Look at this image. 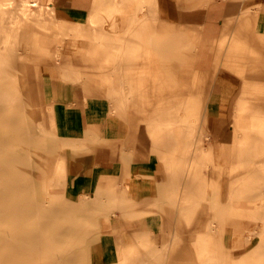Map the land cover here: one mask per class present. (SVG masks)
Returning a JSON list of instances; mask_svg holds the SVG:
<instances>
[{"label": "bare ground", "instance_id": "obj_1", "mask_svg": "<svg viewBox=\"0 0 264 264\" xmlns=\"http://www.w3.org/2000/svg\"><path fill=\"white\" fill-rule=\"evenodd\" d=\"M84 1L80 18L69 0H0V264H92L94 244L107 241L115 250L105 246L104 264H166L165 247L155 255L135 229L127 227L126 243L121 235L137 211L118 213L130 181L124 170L145 154L104 139L99 119L90 139L72 125L78 110L102 117L104 101L119 118L129 98L177 185L175 209L202 229L191 239L199 264H264V82L257 77L264 0ZM205 11L222 25L215 57L250 58L256 75L223 141L204 93L175 103L169 91L173 79L180 83L173 69L190 68L192 88L213 83V72L193 68ZM221 67L243 74L237 62ZM97 145L111 146L121 171H98L88 200L67 198L73 151ZM179 240L174 235L171 244Z\"/></svg>", "mask_w": 264, "mask_h": 264}, {"label": "crops", "instance_id": "obj_2", "mask_svg": "<svg viewBox=\"0 0 264 264\" xmlns=\"http://www.w3.org/2000/svg\"><path fill=\"white\" fill-rule=\"evenodd\" d=\"M68 6L72 15L83 18L88 4L84 0H69ZM201 24L203 25V33L200 52L195 57L193 68L202 73L213 72V83L208 89H203L199 85L192 88L191 69L184 67L180 70L173 69L172 75L175 78L176 73H178L180 83H176V79H173V87L169 91L173 95L172 101L175 103L177 100L186 103L191 101L193 95L201 97L204 93L206 95L205 105L212 110L209 116L210 120L220 124L216 132L218 138L222 141L228 140L231 135V125L234 123L235 109L240 100L250 101L248 84L255 79L256 75L250 72V58L243 57L233 61V59L226 58L225 54H221L218 58L215 57L214 53L222 29L221 22L214 23L212 20H207V11H205L201 18ZM231 28L229 26L228 31ZM224 61L237 62L242 67L243 74L239 75L235 71L236 69L229 70L221 67ZM215 63H217L216 67ZM258 65V80L264 82V52L258 58ZM124 89L128 91L129 86L124 85ZM178 95L182 98H178ZM124 103L125 108H127L125 114L116 119L108 115L106 101H104V114L102 117L92 112L87 115L85 111L78 110L72 119L74 129L78 130L80 135L87 139L92 136L90 132L94 128L95 119L101 120V134L104 139L120 140V147L125 151L128 150V143L130 142L147 157L143 160L135 159L125 167L124 172L130 175V181L126 186V200L118 213L123 218L129 213L130 207L136 208L137 211L135 217H131L125 225L121 224L126 227L121 230V235H123L125 243L128 242L129 237L126 234V229L131 227L136 230V236L140 240L143 249L147 241L150 242L147 251L151 250L150 252L155 255L159 248L165 247L167 249L164 258L166 264L168 261L172 264H199L194 256L191 240L197 233L202 231L197 224H193L195 228L191 225L192 221L196 222L197 218L187 217L186 214L184 215L183 212L175 209L174 195L177 185L167 178L166 168L161 158L163 154L161 155L155 151L149 137L150 133L146 132L145 126L142 124L143 117L137 113L134 114L130 110L133 105L138 103L137 99L129 98L124 100ZM111 155L112 148L108 145L74 150L70 165V174L73 179L66 188V197L74 201L80 199V197L88 200L89 195L94 194L93 192L96 189L94 176L98 171L103 170L109 173L113 170L116 172L121 171V168L114 167ZM220 187L222 192H225L228 188L227 181H222ZM188 219L191 222H187ZM204 219L205 217L200 218L202 222ZM231 219L229 218L227 221ZM180 224L183 226L182 228L178 227ZM226 226L229 229L224 234V238L229 239L233 236L230 231L232 225L228 222ZM185 227L188 229L187 232L184 230ZM174 235H177L180 240L172 245L171 239ZM224 245L225 250L230 249L227 243ZM105 246L109 251L115 250V244L112 241H107L104 244L102 242L95 243L92 264H104L103 252H105ZM235 250V254L245 252V248ZM191 256L192 258H190ZM225 262L228 263L229 260L225 259Z\"/></svg>", "mask_w": 264, "mask_h": 264}, {"label": "rangeland", "instance_id": "obj_3", "mask_svg": "<svg viewBox=\"0 0 264 264\" xmlns=\"http://www.w3.org/2000/svg\"><path fill=\"white\" fill-rule=\"evenodd\" d=\"M71 190H72V189H71ZM72 193H74V192L72 191ZM184 230H185V232H187L188 229L185 227ZM241 252H242V251H241ZM167 264H172V263L168 261Z\"/></svg>", "mask_w": 264, "mask_h": 264}]
</instances>
